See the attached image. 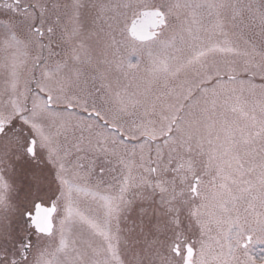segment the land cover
Segmentation results:
<instances>
[{"label": "snow or ice", "instance_id": "1", "mask_svg": "<svg viewBox=\"0 0 264 264\" xmlns=\"http://www.w3.org/2000/svg\"><path fill=\"white\" fill-rule=\"evenodd\" d=\"M0 264H264V0H0Z\"/></svg>", "mask_w": 264, "mask_h": 264}]
</instances>
